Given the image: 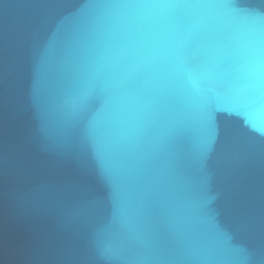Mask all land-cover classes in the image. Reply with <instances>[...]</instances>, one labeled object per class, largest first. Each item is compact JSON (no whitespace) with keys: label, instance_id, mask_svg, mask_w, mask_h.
<instances>
[{"label":"water","instance_id":"water-1","mask_svg":"<svg viewBox=\"0 0 264 264\" xmlns=\"http://www.w3.org/2000/svg\"><path fill=\"white\" fill-rule=\"evenodd\" d=\"M0 264H264V0H0Z\"/></svg>","mask_w":264,"mask_h":264}]
</instances>
